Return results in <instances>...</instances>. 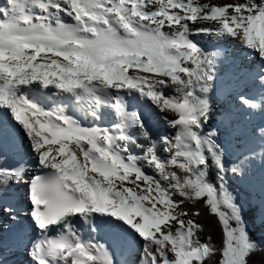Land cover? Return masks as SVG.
Returning <instances> with one entry per match:
<instances>
[{"label": "snow or ice", "instance_id": "1", "mask_svg": "<svg viewBox=\"0 0 264 264\" xmlns=\"http://www.w3.org/2000/svg\"><path fill=\"white\" fill-rule=\"evenodd\" d=\"M230 181L264 222V0H0V264H249Z\"/></svg>", "mask_w": 264, "mask_h": 264}, {"label": "trees", "instance_id": "2", "mask_svg": "<svg viewBox=\"0 0 264 264\" xmlns=\"http://www.w3.org/2000/svg\"><path fill=\"white\" fill-rule=\"evenodd\" d=\"M230 181L229 187L234 190L238 196V200L243 202L245 220L248 222L249 232L251 238L257 241V243L264 248V222L260 217L259 206L256 203L250 201L249 194H243L240 188H237V184ZM205 224L204 236H211L212 242L217 246L221 244V229L214 219H206L203 221ZM249 264H264V251H258L249 258Z\"/></svg>", "mask_w": 264, "mask_h": 264}, {"label": "rangeland", "instance_id": "3", "mask_svg": "<svg viewBox=\"0 0 264 264\" xmlns=\"http://www.w3.org/2000/svg\"><path fill=\"white\" fill-rule=\"evenodd\" d=\"M200 38H201V37H200ZM198 39H199V38H198ZM200 40H201V39H200ZM201 41H202V40H201ZM202 42H203V41H202ZM234 184H235V185L237 184V185H236L237 188H240V190H241V192H243V194L248 195V193H250V194H249V197H250L249 199H250L251 202H253L254 199L252 198V194H251V192H249L247 189L242 188L243 186L238 185V182H235ZM247 191H248V193H247ZM255 194H256V196H257V197H256V196L254 195V197H255V201L259 203V194H258V193H255ZM253 203H254V202H253ZM18 259H21V257L18 256Z\"/></svg>", "mask_w": 264, "mask_h": 264}, {"label": "bare ground", "instance_id": "4", "mask_svg": "<svg viewBox=\"0 0 264 264\" xmlns=\"http://www.w3.org/2000/svg\"><path fill=\"white\" fill-rule=\"evenodd\" d=\"M199 39H201L203 42H206V38L204 37H201ZM17 261H18L17 255L10 258V264H16Z\"/></svg>", "mask_w": 264, "mask_h": 264}]
</instances>
